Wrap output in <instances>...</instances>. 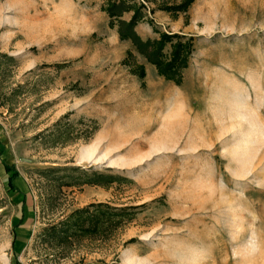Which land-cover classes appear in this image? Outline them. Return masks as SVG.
I'll list each match as a JSON object with an SVG mask.
<instances>
[{"label":"rangeland","instance_id":"374dc122","mask_svg":"<svg viewBox=\"0 0 264 264\" xmlns=\"http://www.w3.org/2000/svg\"><path fill=\"white\" fill-rule=\"evenodd\" d=\"M108 1L0 0V264H264V0H135L189 44L181 83Z\"/></svg>","mask_w":264,"mask_h":264},{"label":"trees","instance_id":"16d2710c","mask_svg":"<svg viewBox=\"0 0 264 264\" xmlns=\"http://www.w3.org/2000/svg\"><path fill=\"white\" fill-rule=\"evenodd\" d=\"M193 1L194 0H186L185 3H183L180 7L174 8V10H185ZM143 8L144 7L136 3L135 0H109L103 9L109 15L111 26H117L118 35L121 40L131 41L138 53L143 55L150 64L157 67L160 75L165 77L167 80L170 79L181 83V71L187 65V49L189 48V44L183 42L181 36L169 33L161 34L160 39H143L136 31L137 25L144 19ZM127 13H133L132 18L129 21L123 19V16ZM168 44H171L172 46V53L170 56L166 55L164 52ZM139 69V75L144 77V67L140 66ZM3 164L5 170L8 173H12V176H9V185L11 189L17 190L14 185V180L18 176L15 167L7 162H4ZM94 178L96 179H93V181L101 179L110 183L115 180L114 176H108L105 174L96 175ZM99 207L103 206L96 207L94 205L77 211L68 216L67 219L62 220L46 229L43 235L46 236L48 241H61L68 239L71 235L88 232L90 230L85 228V225L90 223L92 219H96V217L94 218V212L103 211L102 208ZM92 208H96V211L93 212ZM101 213H104V215L108 218L112 217L114 214L109 212V210ZM94 223H96V221H94Z\"/></svg>","mask_w":264,"mask_h":264}]
</instances>
